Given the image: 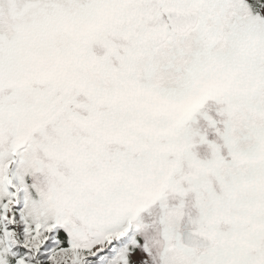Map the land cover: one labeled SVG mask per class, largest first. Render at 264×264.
I'll use <instances>...</instances> for the list:
<instances>
[{"label": "snow or ice", "instance_id": "1", "mask_svg": "<svg viewBox=\"0 0 264 264\" xmlns=\"http://www.w3.org/2000/svg\"><path fill=\"white\" fill-rule=\"evenodd\" d=\"M0 264H264V0H0Z\"/></svg>", "mask_w": 264, "mask_h": 264}]
</instances>
